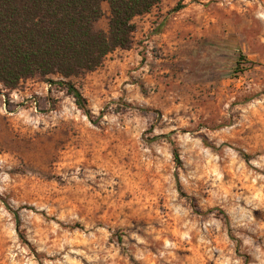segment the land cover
Returning a JSON list of instances; mask_svg holds the SVG:
<instances>
[{
	"label": "rangeland",
	"instance_id": "1",
	"mask_svg": "<svg viewBox=\"0 0 264 264\" xmlns=\"http://www.w3.org/2000/svg\"><path fill=\"white\" fill-rule=\"evenodd\" d=\"M178 1L123 81L71 79L93 121L57 83L0 84V264H264V0Z\"/></svg>",
	"mask_w": 264,
	"mask_h": 264
},
{
	"label": "trees",
	"instance_id": "2",
	"mask_svg": "<svg viewBox=\"0 0 264 264\" xmlns=\"http://www.w3.org/2000/svg\"><path fill=\"white\" fill-rule=\"evenodd\" d=\"M159 4L160 0H0V84L10 91L28 79L57 83L93 121L86 97L71 79L82 80L115 50L131 49L135 19L150 14ZM184 7L180 0L168 13ZM105 16L106 28L100 24ZM246 64L254 62L239 53L234 72L246 71ZM52 76L59 79L52 80ZM239 152L250 159L246 152ZM174 158L181 163L176 150ZM70 227L83 229L80 223Z\"/></svg>",
	"mask_w": 264,
	"mask_h": 264
},
{
	"label": "crops",
	"instance_id": "3",
	"mask_svg": "<svg viewBox=\"0 0 264 264\" xmlns=\"http://www.w3.org/2000/svg\"><path fill=\"white\" fill-rule=\"evenodd\" d=\"M104 5L108 8V5L106 3ZM146 15L137 17L135 19L137 24V30L135 32L136 36L138 32H140L141 35H143L144 33H147L148 35V32L152 31L150 28L151 24L148 22L147 17H145ZM102 27L106 28V26ZM147 35H145V39H149L143 41V44H138L136 43V41H134L133 47L131 49H117L114 52L110 53L101 67L97 68L94 71L88 72L85 75V77L82 79L85 82V86L87 88H89L90 86L94 90V94L99 97V93H101L105 85L110 86L111 82L114 84L116 82H121L124 80L126 69L131 65L137 63V58H140V51H143L141 54L146 53L147 55H149V48L162 47L164 49L168 45L170 46V44L172 43V39L169 38L167 31H164L162 33L150 32V34L148 36ZM147 42L149 45H147ZM156 63H160L159 60L152 59V61H150V64L148 65L152 66L153 64H155L159 66V64ZM141 69H143V67H141Z\"/></svg>",
	"mask_w": 264,
	"mask_h": 264
}]
</instances>
